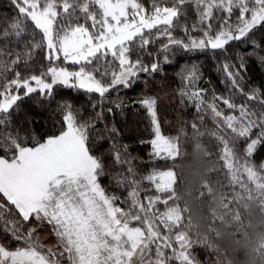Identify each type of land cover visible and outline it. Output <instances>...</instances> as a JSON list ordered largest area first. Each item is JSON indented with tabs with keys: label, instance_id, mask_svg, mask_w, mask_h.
Wrapping results in <instances>:
<instances>
[{
	"label": "snow or ice",
	"instance_id": "6c2138e0",
	"mask_svg": "<svg viewBox=\"0 0 264 264\" xmlns=\"http://www.w3.org/2000/svg\"><path fill=\"white\" fill-rule=\"evenodd\" d=\"M8 3L0 264H264V0Z\"/></svg>",
	"mask_w": 264,
	"mask_h": 264
},
{
	"label": "trees",
	"instance_id": "16d2710c",
	"mask_svg": "<svg viewBox=\"0 0 264 264\" xmlns=\"http://www.w3.org/2000/svg\"><path fill=\"white\" fill-rule=\"evenodd\" d=\"M12 11V8L9 6L8 0H0V16H3L9 12ZM243 47V45H241ZM199 62L202 64H205V79H211L213 84H216L219 88H223V85H219L218 83V77L216 73L208 67V63L210 61H205V58L203 55H199L198 57L193 54L188 57H182L178 56L177 60L174 61L173 66L167 67V81L163 79H157L154 82V86L158 89L167 90L168 84L171 83L172 87H176V84H178V79L176 78V71H179V68L181 65H183L186 62ZM250 74L252 77L255 78V81L259 83L262 79H264V69H261L258 64H251L249 65ZM175 81V83H172ZM143 86V81H141V87ZM205 87H208V85H203ZM141 87H135L134 89H129L127 91V97H125V103L128 105V107L125 108V112L127 113V117H118V122L123 125L125 119H127L129 127L132 129L131 131L127 132L126 135L129 137L134 136L136 133L135 124L139 117L143 115V110L139 108L138 105H133L131 102L138 96V94L141 91ZM66 94L70 96H75L76 94L72 92L71 90H65ZM115 95V94H114ZM123 95V93H122ZM161 95H163V91L161 92ZM167 104V100H165V105ZM163 113V109H162ZM176 113L172 112L171 109H168V119H174ZM165 117L162 114V119ZM39 128L44 129L45 121L43 119L39 120V123L37 125ZM130 144H132V147L134 149H140V145L138 142H133L132 140L128 141ZM134 154H137V152L134 151ZM141 155H146L144 152H140Z\"/></svg>",
	"mask_w": 264,
	"mask_h": 264
}]
</instances>
